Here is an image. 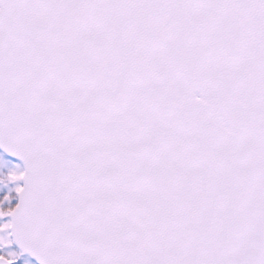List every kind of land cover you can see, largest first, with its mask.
I'll return each instance as SVG.
<instances>
[{
    "label": "snow or ice",
    "instance_id": "1",
    "mask_svg": "<svg viewBox=\"0 0 264 264\" xmlns=\"http://www.w3.org/2000/svg\"><path fill=\"white\" fill-rule=\"evenodd\" d=\"M0 264H264V0H0Z\"/></svg>",
    "mask_w": 264,
    "mask_h": 264
}]
</instances>
